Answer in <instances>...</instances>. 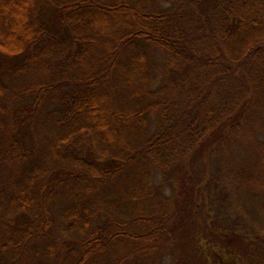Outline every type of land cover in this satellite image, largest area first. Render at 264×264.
Returning <instances> with one entry per match:
<instances>
[{"label": "trees", "instance_id": "obj_1", "mask_svg": "<svg viewBox=\"0 0 264 264\" xmlns=\"http://www.w3.org/2000/svg\"><path fill=\"white\" fill-rule=\"evenodd\" d=\"M188 168L264 264V0H0V264L160 263Z\"/></svg>", "mask_w": 264, "mask_h": 264}, {"label": "rangeland", "instance_id": "obj_2", "mask_svg": "<svg viewBox=\"0 0 264 264\" xmlns=\"http://www.w3.org/2000/svg\"><path fill=\"white\" fill-rule=\"evenodd\" d=\"M209 170L208 176L210 175L218 181L222 197L226 199L223 203L220 201L215 202L213 192L210 193V195L212 194L211 196L207 195V199H204L199 193L192 190V185L196 181H201L199 177L203 176L202 172L189 174L188 172H191V168H188L187 172L176 171L167 174L165 177L161 175L159 183L165 186L167 195H170L175 200L172 205V220L170 222V230H173V233L170 231L172 233V237H170L173 239L175 245L172 251L170 248L161 250L160 263L158 264H225V262H228L233 257L237 264H260V261L263 262V256L257 255L256 250H254L255 247H248L244 242L246 239L245 234H247L244 230L242 233H238L243 236V240L237 241V239L231 238L232 243L229 242L230 244H226L224 240H221L218 242V245L215 244V249L213 248V243H209L208 241H202L201 243V238L207 239L206 234L211 223L207 213H204L202 218L198 216L195 206L196 201L198 200L200 204L204 205L206 200L207 202L214 200L215 204L212 206H232L231 204L234 202L233 186L229 184L223 173L218 171L215 167V162L210 163ZM240 202L241 206H254L249 203H243L242 200ZM225 213V210L219 211L215 218V229L222 233L227 232V228L225 227H233L232 221H224L225 217L226 219L228 218ZM199 244H203V246L207 245L208 250L206 251L209 257L205 261L202 260ZM209 244H212L211 247Z\"/></svg>", "mask_w": 264, "mask_h": 264}]
</instances>
